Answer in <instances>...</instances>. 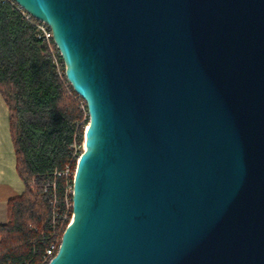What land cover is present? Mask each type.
Instances as JSON below:
<instances>
[{
  "label": "water",
  "instance_id": "obj_1",
  "mask_svg": "<svg viewBox=\"0 0 264 264\" xmlns=\"http://www.w3.org/2000/svg\"><path fill=\"white\" fill-rule=\"evenodd\" d=\"M88 124L48 264H264V0H13Z\"/></svg>",
  "mask_w": 264,
  "mask_h": 264
},
{
  "label": "trees",
  "instance_id": "obj_2",
  "mask_svg": "<svg viewBox=\"0 0 264 264\" xmlns=\"http://www.w3.org/2000/svg\"><path fill=\"white\" fill-rule=\"evenodd\" d=\"M36 27L0 0V96L8 109L15 170L22 193L7 201L0 225V264H38L49 244V207L43 185L70 159L74 136L82 142L80 104ZM85 104V103H84ZM63 182L57 192L63 194Z\"/></svg>",
  "mask_w": 264,
  "mask_h": 264
},
{
  "label": "built area",
  "instance_id": "obj_3",
  "mask_svg": "<svg viewBox=\"0 0 264 264\" xmlns=\"http://www.w3.org/2000/svg\"><path fill=\"white\" fill-rule=\"evenodd\" d=\"M3 1L9 2L13 7H15L19 12H21V14L26 20H28L36 27L38 37L44 40L48 50L54 56L53 40L49 27L45 23L33 19L25 11H23L13 0ZM79 107L82 111V119L79 123L76 124V127L82 126L83 128L82 142L78 143L76 137L74 136L73 143L69 146L70 159L67 165L63 170L53 172L51 175L52 179L48 180L43 185V193L48 199L50 233L49 244L45 250L41 261L38 264H48L52 257H54L60 245L61 236L66 227L69 226L71 223L73 179L78 159L84 149V133L88 124V114L85 104L81 103ZM58 181L63 182V194L61 196H59L57 192Z\"/></svg>",
  "mask_w": 264,
  "mask_h": 264
},
{
  "label": "crops",
  "instance_id": "obj_4",
  "mask_svg": "<svg viewBox=\"0 0 264 264\" xmlns=\"http://www.w3.org/2000/svg\"><path fill=\"white\" fill-rule=\"evenodd\" d=\"M4 115L8 118V109L2 97H0V225H4L7 222V201L22 193L20 188L21 180L16 175L15 170L14 151H11L12 149L8 145L4 131Z\"/></svg>",
  "mask_w": 264,
  "mask_h": 264
},
{
  "label": "rangeland",
  "instance_id": "obj_5",
  "mask_svg": "<svg viewBox=\"0 0 264 264\" xmlns=\"http://www.w3.org/2000/svg\"><path fill=\"white\" fill-rule=\"evenodd\" d=\"M3 123H4V126H5L4 127V131H5V134H6V139H7L8 145L10 146V149H12L11 151L13 152V146H12L10 132H9V122H8V118L5 115H4V118H3ZM13 156H14V153H13ZM16 175H17V173H16ZM20 188L23 191V185H22L21 181H20Z\"/></svg>",
  "mask_w": 264,
  "mask_h": 264
}]
</instances>
